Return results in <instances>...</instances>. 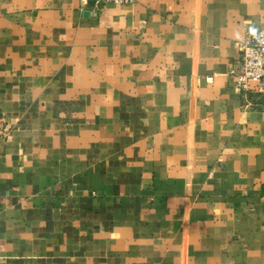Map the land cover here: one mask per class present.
<instances>
[{"label": "crops", "instance_id": "obj_1", "mask_svg": "<svg viewBox=\"0 0 264 264\" xmlns=\"http://www.w3.org/2000/svg\"><path fill=\"white\" fill-rule=\"evenodd\" d=\"M95 2L0 0V264H264V0Z\"/></svg>", "mask_w": 264, "mask_h": 264}, {"label": "built area", "instance_id": "obj_2", "mask_svg": "<svg viewBox=\"0 0 264 264\" xmlns=\"http://www.w3.org/2000/svg\"><path fill=\"white\" fill-rule=\"evenodd\" d=\"M138 0H96L95 7L106 5H132ZM240 64L231 71L238 89L242 92L246 107L264 113V29L250 33L239 44ZM209 81H212L210 78ZM8 136L7 127L0 126V141Z\"/></svg>", "mask_w": 264, "mask_h": 264}]
</instances>
